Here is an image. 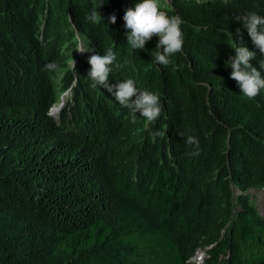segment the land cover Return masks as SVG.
<instances>
[{
  "label": "trees",
  "instance_id": "trees-1",
  "mask_svg": "<svg viewBox=\"0 0 264 264\" xmlns=\"http://www.w3.org/2000/svg\"><path fill=\"white\" fill-rule=\"evenodd\" d=\"M96 3L0 0V264H195L211 244L200 264H264V217L247 197L264 187V91L244 97L225 64L237 36L260 56L233 16L264 0H159L183 20L167 66L154 60L156 36L144 50L126 43L134 0H106L92 24ZM81 44L113 47L121 67L109 83L133 78L157 93L159 118H133L93 87Z\"/></svg>",
  "mask_w": 264,
  "mask_h": 264
},
{
  "label": "clouds",
  "instance_id": "clouds-1",
  "mask_svg": "<svg viewBox=\"0 0 264 264\" xmlns=\"http://www.w3.org/2000/svg\"><path fill=\"white\" fill-rule=\"evenodd\" d=\"M104 3L106 0H97L95 6L87 13L86 19L90 23L102 22L98 8ZM116 19L115 11L108 14L109 21L115 22ZM233 19L246 30L254 47L259 50L260 56L257 57V53L251 50L240 36H237L229 44L234 52L227 58L225 64L230 67L229 75L236 81L241 90L240 93L248 99H253L264 91V10H246L234 15ZM123 21V27L126 29V43L131 50H144L146 42L156 36L154 60L158 64L169 65L173 55L181 52L184 43L181 28L183 20L179 15H169L162 9L159 0H134L133 6L126 8L123 12ZM236 31L240 33L239 28ZM75 49L80 52H90L87 77L92 81L93 87L102 86L107 89L122 107L128 109L133 118L137 114L143 116L148 122H154L159 118L163 106L157 93L141 90L133 78L109 83V76L114 67L117 69L121 67L113 47H108L101 52L95 50L91 44H81ZM254 60L258 61V67L253 63ZM73 66L74 61L72 68ZM44 68L45 70L54 69L56 65L48 62ZM179 134L183 135V133ZM185 143L193 146L190 155L199 154L198 137L187 135ZM193 256L190 260L194 262Z\"/></svg>",
  "mask_w": 264,
  "mask_h": 264
},
{
  "label": "rangeland",
  "instance_id": "rangeland-1",
  "mask_svg": "<svg viewBox=\"0 0 264 264\" xmlns=\"http://www.w3.org/2000/svg\"><path fill=\"white\" fill-rule=\"evenodd\" d=\"M78 56H83L84 52L78 51ZM77 60L74 61L76 63ZM73 64V61L70 62V65ZM73 85L67 87L63 93L62 98L57 97L56 100L52 103L51 107L49 108V113L54 118H60L62 113L68 109L69 103L72 101V91H73ZM239 194V191L236 190L235 197ZM247 197L248 201L252 204L255 211L264 217V187L261 188H252L247 191ZM240 210V207H236V210ZM213 244L206 246L205 248H199L196 250L195 255L193 256L194 262L203 263L206 258L210 256V254L207 252ZM227 252H219L218 259L227 258Z\"/></svg>",
  "mask_w": 264,
  "mask_h": 264
},
{
  "label": "water",
  "instance_id": "water-1",
  "mask_svg": "<svg viewBox=\"0 0 264 264\" xmlns=\"http://www.w3.org/2000/svg\"><path fill=\"white\" fill-rule=\"evenodd\" d=\"M60 98H62V95H61V97Z\"/></svg>",
  "mask_w": 264,
  "mask_h": 264
},
{
  "label": "built area",
  "instance_id": "built-area-1",
  "mask_svg": "<svg viewBox=\"0 0 264 264\" xmlns=\"http://www.w3.org/2000/svg\"><path fill=\"white\" fill-rule=\"evenodd\" d=\"M195 263H198V262H195Z\"/></svg>",
  "mask_w": 264,
  "mask_h": 264
}]
</instances>
